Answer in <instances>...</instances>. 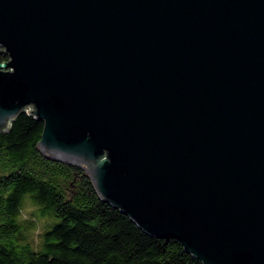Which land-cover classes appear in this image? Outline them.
Masks as SVG:
<instances>
[{
    "label": "water",
    "instance_id": "1",
    "mask_svg": "<svg viewBox=\"0 0 264 264\" xmlns=\"http://www.w3.org/2000/svg\"><path fill=\"white\" fill-rule=\"evenodd\" d=\"M0 131L203 264H264V0H0Z\"/></svg>",
    "mask_w": 264,
    "mask_h": 264
},
{
    "label": "trees",
    "instance_id": "2",
    "mask_svg": "<svg viewBox=\"0 0 264 264\" xmlns=\"http://www.w3.org/2000/svg\"><path fill=\"white\" fill-rule=\"evenodd\" d=\"M43 128L23 111L0 131V264H203L179 239L148 234L104 201L82 166L48 157ZM33 215L45 224L37 240Z\"/></svg>",
    "mask_w": 264,
    "mask_h": 264
},
{
    "label": "rangeland",
    "instance_id": "3",
    "mask_svg": "<svg viewBox=\"0 0 264 264\" xmlns=\"http://www.w3.org/2000/svg\"><path fill=\"white\" fill-rule=\"evenodd\" d=\"M30 208V206H28L27 207V210H24V214L25 215H28V209ZM32 208V207H31ZM30 208V209H31ZM32 210V209H31ZM29 216V215H28ZM33 220H34V222L36 223V225H37V228L38 229H36V231H35V233H34V237H35V240H37L38 239V232L40 231V230H42V226L43 225H45L44 224V219H41V218H39L37 215H33ZM45 218H48L52 223L54 222V221H56V218L55 217H51V216H46Z\"/></svg>",
    "mask_w": 264,
    "mask_h": 264
}]
</instances>
